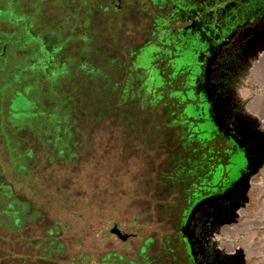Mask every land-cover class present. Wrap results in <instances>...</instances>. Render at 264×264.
Instances as JSON below:
<instances>
[{
    "label": "rangeland",
    "instance_id": "rangeland-1",
    "mask_svg": "<svg viewBox=\"0 0 264 264\" xmlns=\"http://www.w3.org/2000/svg\"><path fill=\"white\" fill-rule=\"evenodd\" d=\"M44 2L38 21L39 4L22 10L21 45H12L0 69V183H12L40 211L19 229L0 223V264H173L175 254L185 264L177 229L192 190L187 174L174 172L196 156L181 127L167 126L174 116L147 107L141 71H130V50L142 42L131 30L137 21L102 22L93 0ZM70 11L78 24H64ZM90 15L98 20L86 24ZM248 33L262 45L260 63H243L214 84L223 111L255 140L252 147L246 139L257 165L240 204L219 217L196 212L191 234L207 264H264V29ZM21 94L48 115L14 120ZM55 115L70 119L73 136L64 125L57 132ZM2 124L14 147L34 148L32 175L13 170ZM58 136L69 147L65 156L57 155ZM116 224L135 235L124 242L111 232Z\"/></svg>",
    "mask_w": 264,
    "mask_h": 264
},
{
    "label": "flooded vegetation",
    "instance_id": "flooded-vegetation-1",
    "mask_svg": "<svg viewBox=\"0 0 264 264\" xmlns=\"http://www.w3.org/2000/svg\"><path fill=\"white\" fill-rule=\"evenodd\" d=\"M44 1L0 0V69L8 62L12 45H21V32L17 31L22 22L27 21L22 10L30 4H39L33 9L35 21H38ZM91 1L81 0L83 5ZM93 1L100 10L96 17L102 22L123 24L129 21L133 25L137 21L138 27H131V30L141 34L142 42L138 48L130 50V71H141L147 107L160 106L161 113L170 107L172 116L196 125L202 136L218 143L215 163L210 158L206 171H202V185L206 187L203 195L223 192L241 176L252 178L250 175L257 163L251 157L247 140L252 147H255V140L252 141L249 132L231 121L223 111L215 95L214 82L229 76L243 63L249 62L252 66L260 63L262 45L254 33L248 32L264 29V0H105L102 4L100 0ZM91 15L84 17L86 24L96 19ZM80 19L78 12L70 11L63 22L78 24ZM9 28L13 31H8ZM63 74H67L66 70ZM19 97L24 109L35 104L26 95ZM24 115L19 116L23 118ZM189 153L195 154L194 151ZM248 179L239 183L227 197L208 202L197 211L210 209L219 217L226 209H233L240 204L238 199L245 193L242 184ZM185 212L177 229V246L183 249L185 264H195L181 233ZM132 235L135 234H130L129 238ZM191 238L193 240L192 234ZM171 259L173 264L180 261L176 254ZM198 261L207 264L199 254Z\"/></svg>",
    "mask_w": 264,
    "mask_h": 264
},
{
    "label": "trees",
    "instance_id": "trees-1",
    "mask_svg": "<svg viewBox=\"0 0 264 264\" xmlns=\"http://www.w3.org/2000/svg\"><path fill=\"white\" fill-rule=\"evenodd\" d=\"M21 101V100H20ZM20 107V106H19ZM21 108L20 113H25L23 118L12 117L14 120L21 121L23 120H36L39 117H44L48 115L47 111L41 110L36 106V103L33 105H28L26 109ZM167 107L165 109V113L168 115L169 121L171 119V108ZM60 116L62 112L59 113ZM54 117V118H53ZM54 119V123L56 124L57 132L62 131L63 125L65 126L63 131L67 132L68 137L73 136L70 128V119H62L59 116H51V119ZM14 122V121H12ZM65 123V124H64ZM167 126H179L181 127V140L183 141V145L188 149L189 152H195L196 160L193 163L182 162L180 163L177 170L174 174H187L189 180H187V184L189 186V190H192V193L186 200L187 207L191 204V202L202 196L206 192V187L202 185V173L206 171V162L210 160V158L214 159V163L216 161V150L218 143L214 139H208L201 135L198 129H196V125L190 122H182L176 119L175 117L171 119V121L167 124ZM2 131L4 132L6 146L8 148V158L12 161V167L14 171L19 173H23L24 175H32L33 170L30 164V160L35 156V150L32 147L26 148L25 150L18 149L14 147L15 139L11 134L7 132V128L5 124H2ZM59 141L63 138L57 137ZM57 155L65 156L70 153L69 147L67 146V142L62 140L60 143V147H58ZM208 166V163H207ZM203 171V172H202ZM172 179V177H171ZM185 181V180H184ZM13 184L5 185L4 183H0V223L6 227H11L14 229H19L23 226L25 219L29 217H33L36 213H39V210L36 209V204L32 203L29 199L20 198L19 194H17L16 190L13 189ZM181 214L180 219L184 217V212Z\"/></svg>",
    "mask_w": 264,
    "mask_h": 264
},
{
    "label": "water",
    "instance_id": "water-1",
    "mask_svg": "<svg viewBox=\"0 0 264 264\" xmlns=\"http://www.w3.org/2000/svg\"><path fill=\"white\" fill-rule=\"evenodd\" d=\"M244 179H248V177L241 176L239 180L230 184L223 192L211 193L209 195H203L201 197L194 199L191 202L189 209L185 212L186 217L182 223L181 233L183 238L187 242L189 257L193 260L195 264H204L203 262L198 261V252L196 250V245L195 242L192 240L190 234V225L197 210L199 209L200 206L208 202L227 197L229 194H231L234 191V189L237 187V185H239V183L244 181ZM111 232L113 234H116L124 242H127L130 236V234L122 231L117 224L111 229Z\"/></svg>",
    "mask_w": 264,
    "mask_h": 264
},
{
    "label": "bare ground",
    "instance_id": "bare-ground-1",
    "mask_svg": "<svg viewBox=\"0 0 264 264\" xmlns=\"http://www.w3.org/2000/svg\"><path fill=\"white\" fill-rule=\"evenodd\" d=\"M258 98H260V99H261V98H264V95H259ZM262 181H263V180H262ZM246 201H247V200H246ZM239 206H240V205H239ZM241 208H242V207H241ZM244 212H245V210H244ZM244 212H243V213H244ZM238 214H239V212H238ZM241 214H242V213H241ZM239 246H240V245H239Z\"/></svg>",
    "mask_w": 264,
    "mask_h": 264
}]
</instances>
